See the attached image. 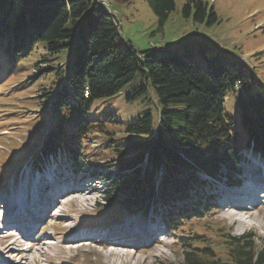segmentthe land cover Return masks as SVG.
Masks as SVG:
<instances>
[{
  "label": "trees",
  "instance_id": "16d2710c",
  "mask_svg": "<svg viewBox=\"0 0 264 264\" xmlns=\"http://www.w3.org/2000/svg\"><path fill=\"white\" fill-rule=\"evenodd\" d=\"M147 1L162 32L176 0ZM182 14L198 24L217 22L203 0H187ZM117 26L100 0H0V87L29 70L50 82L32 98L41 110H34L31 122L44 126L37 158L60 154L76 174L98 171L108 185L97 203L104 225L129 215L144 220L151 212L163 214L183 264H264V239L236 236L209 214L217 201L205 178L238 185L244 152L264 157V80L203 37L169 50L143 53L125 42L120 49ZM34 54L40 58L28 66ZM138 76L128 101L152 85L161 108L157 119L147 111L120 124L130 140L119 147L109 125L95 117L94 105L120 95ZM35 77L16 85L21 90L14 94L28 93ZM229 93L236 96L238 118L226 113ZM95 134L105 136L100 150L91 141Z\"/></svg>",
  "mask_w": 264,
  "mask_h": 264
},
{
  "label": "rangeland",
  "instance_id": "374dc122",
  "mask_svg": "<svg viewBox=\"0 0 264 264\" xmlns=\"http://www.w3.org/2000/svg\"><path fill=\"white\" fill-rule=\"evenodd\" d=\"M108 1L103 3L109 10L111 4V10L120 22L122 39L117 44L118 48H123L125 42L143 53L163 48L169 50L175 49L176 45L187 38L203 37L214 42L222 51L247 63L249 68L264 80V0H203L210 8H214L217 14V22L211 26L195 23L192 18H184L182 10L187 0H176V9L171 13L162 32L157 31L158 19L147 0H132L129 5ZM69 55L70 51L64 50L62 57ZM38 58L40 57L34 54L29 58L27 65L30 66ZM42 67L47 69L45 64ZM32 76H36L34 82L38 80L36 86L28 90V93L22 91L14 94L21 90L15 86ZM39 78L41 74H32L29 70L0 87V264H17L22 261V264H25L28 260L30 264H183L182 254L173 245L174 235L170 229H165L160 219L157 222L158 226L152 228H148V219L141 221L138 215L125 216L121 224L113 222L110 225H103L102 210L97 208L96 204L102 200L108 185L106 179L97 177L98 171L74 175L69 165L65 163L66 157L57 156L48 160L43 157L41 160L37 158L39 154L37 147L43 139L44 126L39 122H31L37 114L34 110H41L39 104L32 98L44 94L38 89L50 88V82ZM139 84L138 76L120 95L97 101L94 105L95 117L109 125L115 134L113 139L119 141L117 144L119 147H125L130 140L129 136L122 132L120 124H129L147 111L157 119L161 108L152 85H149L145 95L128 101V96ZM225 109L228 115L239 117L234 93L228 94ZM104 137L101 134L93 135L91 141L99 148L98 150L103 148L100 147L101 143L105 144ZM244 158L246 160L242 164V171L246 177L240 188L242 192L254 171L253 165L249 164L245 155ZM101 171L106 173L108 168ZM37 180L42 186L49 184L46 189L52 194L56 193L54 196L68 195L54 204L55 208L46 215V220L34 226L31 235L28 236L29 239L23 243L24 257H21L16 254V245L10 249L12 237H7L10 235L8 228H14L9 225L14 207L3 204L10 202L12 198L15 200L17 195L31 191L32 184ZM27 184L29 186L26 189ZM213 184L212 190H217V202L210 208L214 212L209 210V214H214L217 224L225 230H232L237 236L252 233L259 240L264 239V203L245 213L237 206L233 210L232 207L226 208L224 200L219 197L220 190L217 184L215 182ZM80 191L87 192L86 196H83L87 201L78 199ZM209 193L211 192L208 188L203 192L205 195ZM233 197L235 195H232L231 199ZM231 203H235L234 199ZM231 211L236 213L233 218L229 215ZM88 218L95 220L91 224ZM96 224L102 225L99 231L95 229ZM106 228L109 230H105ZM153 230L154 233L163 236L155 240L153 233L150 234ZM85 232L87 233L85 237L75 238ZM23 235L27 234L23 232ZM90 239L97 242L93 248H78L80 246L78 242ZM109 239L111 244L116 243L114 247L105 243ZM44 240L51 242L50 245H44L47 251L45 254L41 256L36 251L35 253L33 251L34 254L26 252L29 243ZM146 242L148 243L144 244Z\"/></svg>",
  "mask_w": 264,
  "mask_h": 264
},
{
  "label": "bare ground",
  "instance_id": "6f19581e",
  "mask_svg": "<svg viewBox=\"0 0 264 264\" xmlns=\"http://www.w3.org/2000/svg\"><path fill=\"white\" fill-rule=\"evenodd\" d=\"M100 4L101 5H103L107 10H109V8L107 7V5H105V3H103V1H100ZM29 184V183H28ZM40 184V181L39 180H37L35 183H34V186L35 187H37L38 185ZM247 192V191H246ZM78 194V193H77ZM86 194H87V192H84V191H80L79 192V194L77 195V197H78V199H83V200H85V201H87V199H84V198H86V197H83V196H86ZM72 195V194H71ZM245 195H247V193H244L242 196H245ZM262 198H264V195L262 196ZM14 200V199H13ZM62 200H63V198H62ZM6 204V203H5ZM9 207V206H8ZM12 207V206H11ZM237 208V207H236ZM24 210H26L24 207H23V213H22V215L24 216L23 217V219H24V221L26 222V223H28V225H31V224H34V220H33V218H30V215L29 214H24L25 213V211ZM231 210V209H230ZM233 210V209H232ZM43 211V208H41L38 212H42ZM229 215H230V217L231 218H233L235 215H236V213L234 212V211H231L230 213H229ZM32 217V216H31ZM37 220H40V217L38 218H36ZM241 223H242V221H240ZM20 235H21V233H20ZM12 239V242L11 243H9L10 244V249H13V246L14 245H16L17 247H16V249H17V252H16V254L18 253V255H20L21 257H24V252L22 253V250L25 248L24 247V244L23 243H25V242H27V239L25 240H22V238H16V239H20L19 241L17 240L16 241V239H14L13 237L11 238ZM46 239V238H45ZM103 239H105V238H103ZM50 243L51 242H49V240L47 241V240H44V241H40L39 243H29V245L26 247V252L28 251V252H30V253H32V254H34L35 253V251H36V253L38 254V253H40V255L42 256L43 254H45L47 251H46V249L44 248V245H50ZM85 244H89V245H91V243H86V242H84ZM54 244V243H53ZM116 244V243H115ZM115 244H112L111 245V247H114L115 246ZM117 247V246H116ZM119 248V247H118ZM121 248V247H120ZM33 251H34V253H33ZM13 255H15V253L13 254ZM39 255V254H38ZM26 256V255H25ZM36 260V259H35ZM35 260H34V262H35ZM11 261V260H10ZM30 262V260H28L25 264H30L29 263ZM23 263V261L22 262H17V264H22ZM14 264V263H13Z\"/></svg>",
  "mask_w": 264,
  "mask_h": 264
},
{
  "label": "built area",
  "instance_id": "2783aa9c",
  "mask_svg": "<svg viewBox=\"0 0 264 264\" xmlns=\"http://www.w3.org/2000/svg\"><path fill=\"white\" fill-rule=\"evenodd\" d=\"M103 1H105V2H106V0H103Z\"/></svg>",
  "mask_w": 264,
  "mask_h": 264
}]
</instances>
